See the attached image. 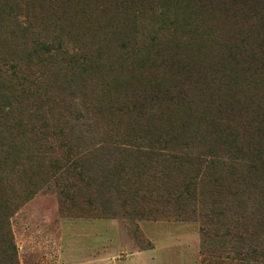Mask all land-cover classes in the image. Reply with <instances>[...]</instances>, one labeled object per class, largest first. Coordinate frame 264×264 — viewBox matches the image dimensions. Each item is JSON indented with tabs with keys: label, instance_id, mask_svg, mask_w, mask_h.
<instances>
[{
	"label": "rangeland",
	"instance_id": "obj_1",
	"mask_svg": "<svg viewBox=\"0 0 264 264\" xmlns=\"http://www.w3.org/2000/svg\"><path fill=\"white\" fill-rule=\"evenodd\" d=\"M236 1L206 15L203 63L179 52L166 75L133 56L143 38L73 32L80 12L0 0V212L17 264H80L98 244L150 264H264V98L166 104L151 90L184 66L197 75L264 18V0Z\"/></svg>",
	"mask_w": 264,
	"mask_h": 264
},
{
	"label": "trees",
	"instance_id": "obj_2",
	"mask_svg": "<svg viewBox=\"0 0 264 264\" xmlns=\"http://www.w3.org/2000/svg\"><path fill=\"white\" fill-rule=\"evenodd\" d=\"M38 2L40 7L60 9L64 16L74 14L75 11L80 12L84 22L77 27L73 25L70 29L73 32L107 35L130 41L136 38L145 39L141 44L142 49L133 53V56L140 61L150 60L154 68H163L166 75L171 74V67L181 68L179 64H185V61L181 60L182 55L178 56L179 52L193 51L199 59L192 64L203 63L201 57L208 55L206 54L208 46L212 48L216 41V36L212 37L211 33L204 32L205 28H209V24H206V15L210 16L216 7L227 13L230 9L237 10L244 6L242 3L238 5L236 0H38ZM141 19L147 20L142 23ZM241 28L244 30V38L235 46L226 47L224 55L214 58L217 60L215 63L206 62V65L201 67L203 71L196 73L197 75L192 74L190 71L192 67L188 63L190 69L187 66L182 67L188 69L185 71L184 79L176 76L172 78L169 75L167 79L156 80L151 87L152 95L159 94L157 99L166 104H179L183 98L190 101L200 94L221 104L225 101L224 98L233 97L232 92L235 90L241 93L242 103L246 100L264 98V18L250 19L246 28ZM150 34L152 38L146 40ZM165 35L168 38H165ZM193 43L195 45L190 49ZM221 46L222 44L218 45L219 48ZM43 48L49 52L47 46ZM175 80L177 83L174 84ZM218 113H227V109L221 108ZM212 123L210 122L208 126ZM181 127L183 128L184 124ZM236 170L235 164H230V174L234 175ZM7 213L6 210L0 212V261L17 264L15 246L5 218ZM226 236H234V230L228 231ZM228 251L235 252L228 256L229 260H234L237 255L236 249L232 247ZM256 251L255 249L242 251L245 254L244 261L250 262L251 255ZM261 254L264 255L262 252ZM204 256L205 253L202 254V263L210 264L211 262L204 259ZM236 260L238 262L234 261L235 264H244L239 258Z\"/></svg>",
	"mask_w": 264,
	"mask_h": 264
},
{
	"label": "crops",
	"instance_id": "obj_3",
	"mask_svg": "<svg viewBox=\"0 0 264 264\" xmlns=\"http://www.w3.org/2000/svg\"><path fill=\"white\" fill-rule=\"evenodd\" d=\"M115 228V227H112ZM113 236H110L106 240L110 239L108 242H112L110 247H113L115 244L112 239ZM118 242V240H116ZM106 246H109L106 244ZM108 250V249H107ZM121 246L116 245L111 252L104 253L103 245L99 244L94 249V254L87 253L84 258L80 259V264H150V258H146L144 255H141V252L137 253H127L122 255L120 253ZM76 261V260H74Z\"/></svg>",
	"mask_w": 264,
	"mask_h": 264
}]
</instances>
